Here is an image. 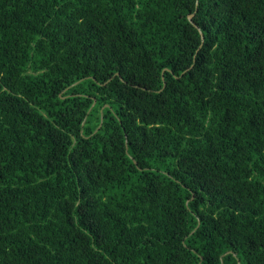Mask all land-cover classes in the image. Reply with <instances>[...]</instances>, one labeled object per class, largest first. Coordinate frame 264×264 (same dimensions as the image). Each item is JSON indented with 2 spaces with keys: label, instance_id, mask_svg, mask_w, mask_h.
<instances>
[{
  "label": "trees",
  "instance_id": "1",
  "mask_svg": "<svg viewBox=\"0 0 264 264\" xmlns=\"http://www.w3.org/2000/svg\"><path fill=\"white\" fill-rule=\"evenodd\" d=\"M0 264H264V0H0Z\"/></svg>",
  "mask_w": 264,
  "mask_h": 264
},
{
  "label": "water",
  "instance_id": "2",
  "mask_svg": "<svg viewBox=\"0 0 264 264\" xmlns=\"http://www.w3.org/2000/svg\"><path fill=\"white\" fill-rule=\"evenodd\" d=\"M193 14L189 15V17L191 18Z\"/></svg>",
  "mask_w": 264,
  "mask_h": 264
}]
</instances>
